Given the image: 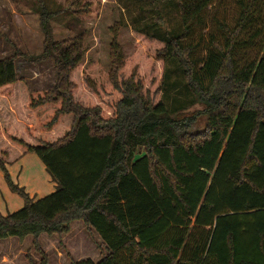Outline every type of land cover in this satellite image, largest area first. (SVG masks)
<instances>
[{"label":"trees","instance_id":"16d2710c","mask_svg":"<svg viewBox=\"0 0 264 264\" xmlns=\"http://www.w3.org/2000/svg\"><path fill=\"white\" fill-rule=\"evenodd\" d=\"M34 1L43 52L0 58V93L21 80L18 56L51 59L56 81L30 105H60L50 124L63 113L72 126L56 141L14 138L56 183L42 198L12 178L0 153L6 182L24 201L0 211V262L9 253L16 264H49L50 252L86 227L108 253L99 261L68 254L71 264H264V0H232L230 19L220 16L228 0H174L182 28L163 31V55L204 106L185 113L184 105L177 116L164 100L146 99L135 79L120 80L114 26L108 77L122 98L111 117L77 101L70 78L84 60V20L98 17V0ZM52 19L75 37L56 41Z\"/></svg>","mask_w":264,"mask_h":264},{"label":"rangeland","instance_id":"374dc122","mask_svg":"<svg viewBox=\"0 0 264 264\" xmlns=\"http://www.w3.org/2000/svg\"><path fill=\"white\" fill-rule=\"evenodd\" d=\"M59 1L64 3L66 0ZM34 2L0 0V30L5 34L4 37L0 36V58L13 55L16 49L28 56L43 52L45 35L41 28L40 16L32 9ZM97 2L98 17L84 20L87 30L84 60L79 67L73 69L70 76L76 83L73 92L75 99L86 106L101 105L105 117L114 115L122 93L114 88L108 73L112 65L110 55L114 39L112 28L119 26L120 56L124 61L120 80L127 82L135 79L136 83L142 85L145 98L151 99L154 103L164 100L172 116H177L178 110L184 109L182 107L184 105L185 113L203 110L204 106L200 103L195 104L193 95L186 88L185 78L178 65L168 62L163 55V48L166 45V35L163 31L175 34L182 28L177 3L174 0ZM225 3L220 7V16L230 19L234 14L233 3L232 0ZM51 25L56 41L71 39L76 35V32L68 29L61 21L52 19ZM16 65L21 81L17 84L18 88L9 94L10 103L3 99L5 102L0 107V153H3L8 161L7 166L15 177L20 168L14 161H18L23 154L29 156L25 159L24 173L40 176L38 162L41 164L43 162L36 154L26 153V147L17 143L14 138H23L32 143H38L43 139L56 141L71 128L72 115L61 113L56 121L50 124L60 105L51 103L36 107L30 105L31 96L37 100L38 95H42L43 91L55 83L53 60L33 63L27 57L18 56ZM88 77L94 80L95 89L88 85ZM5 95L7 94L0 93V98ZM17 181H20V177ZM14 194L23 201L21 196ZM79 231L70 238L72 256L76 260L85 258L100 260L98 255L103 250L102 244L92 241V235L87 230ZM28 241L32 242V237H29ZM59 248L63 255L59 256L55 251H51V264H71L67 248L65 246Z\"/></svg>","mask_w":264,"mask_h":264},{"label":"crops","instance_id":"0c3cea01","mask_svg":"<svg viewBox=\"0 0 264 264\" xmlns=\"http://www.w3.org/2000/svg\"><path fill=\"white\" fill-rule=\"evenodd\" d=\"M20 81L21 80H19L17 83H15L14 89L18 88L17 84ZM5 96H7V97H5ZM5 96H2V98H0V107L5 102V101H3V99H7V103H10L9 98H11V95L9 96V94H7ZM23 155H21V157L19 159L17 158L18 161H14L17 163V165L20 168L16 177L12 174L10 167L7 166L12 178L16 182H19L21 185L25 186L27 191L30 193V195L35 196L37 199L42 198V197L54 192L55 187H56V183L52 180V178H51L50 174L47 172L44 164H41L40 162H38L39 163L40 176L26 175L24 173L25 170L23 168H24L25 159L28 158L29 156L27 154L26 155L23 154ZM19 177H20V181H17V179ZM23 204H24V201H21L19 198H17L15 196L14 192H12L10 190V188L6 182V179H5V174L0 167V211L3 214H7L8 212H14V211H17L18 209H20L23 206ZM84 229L87 230V232L92 235V238H93L92 241L95 240L99 244H102V249L104 251L101 250L99 255H98V258L101 259L104 254L108 253L106 246L103 245V239L101 238V236L97 233V231L95 229L92 228L89 230L86 227H84L83 229H81V231L82 230L84 231ZM70 242H71V239H68L67 242L65 243V247L67 248L69 254H71V256H72V253H71L70 247H69ZM63 251H65L64 248H63ZM55 253H57V255H59V256L63 255V252L60 248H57ZM2 257H3V260L0 262V264H16L14 262V258H12L9 253H3ZM51 262H52V256H50L49 264H51Z\"/></svg>","mask_w":264,"mask_h":264}]
</instances>
